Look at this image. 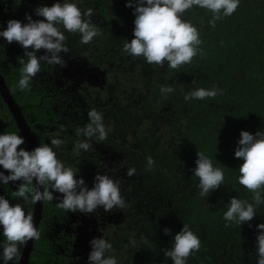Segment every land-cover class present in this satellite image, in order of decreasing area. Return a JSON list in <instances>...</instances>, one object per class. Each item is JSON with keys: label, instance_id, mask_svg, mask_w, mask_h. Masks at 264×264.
<instances>
[{"label": "flooded vegetation", "instance_id": "1", "mask_svg": "<svg viewBox=\"0 0 264 264\" xmlns=\"http://www.w3.org/2000/svg\"><path fill=\"white\" fill-rule=\"evenodd\" d=\"M37 6L35 0H0V28L6 27L8 19L25 23V13L33 20L42 19L34 14ZM98 16L97 10H93L90 18L104 34L105 47L100 48L98 37L87 47L77 43L79 34L65 33L70 50L61 54L64 65L42 64L30 90L23 92L14 91L13 85L19 78L21 67L17 58L24 55V49L16 42L5 43L0 38V75L7 95L24 116L35 146L41 141L47 143L49 137L62 138L65 143L58 157L67 166L78 169L76 175L84 179L85 185L91 188L98 172L112 175L121 180V195L126 202L122 210L105 212L98 207L95 213L87 215L78 211L65 212L56 207L55 199L41 202L35 223L41 231V238L30 241L26 264H87L91 250L89 241L100 236L111 241L119 264H172L170 258L163 256V249L170 247L172 235L183 223H188L200 239L201 256L196 262L244 264L246 255L249 259L246 264H255L258 231L255 226L264 222V214L260 213L259 219L254 215L239 228L226 227L222 213L228 201L224 203L217 198L214 201L216 209L209 211L208 198L192 193L189 187L191 178L185 182L182 172L177 174L176 171L178 163L185 168L191 159L192 125L203 130L207 117L202 123L204 116L197 115L198 111L194 110V114L184 112L180 103L172 107L164 105L165 98H161L159 88L165 85L164 80L173 81L166 74V63L163 67L149 65L142 58L124 53L123 44L133 34L131 8L116 9L115 17H109L108 28L101 27ZM42 53L43 49L37 55ZM114 54L118 57L116 63L112 59ZM124 60L128 61L122 72L118 68ZM136 66L141 75L139 81L132 80ZM174 85L179 94L185 95L180 86ZM169 97L170 94L168 100ZM148 102L153 108L163 107L159 110V117L145 116L142 110ZM184 105L190 107L185 100ZM91 108L103 114L108 136L103 142L92 141V148L77 156L73 153L78 139L75 129L87 122L86 114ZM0 112L5 117L0 120V132L15 131L21 135L1 91ZM216 124L218 140L219 135L224 136V119L218 118ZM61 125L65 126L63 133L59 132ZM206 134L201 142L208 141ZM18 147L27 150L25 143ZM146 156H151L155 162L151 170L145 169ZM184 157V161L180 159ZM127 167H135L136 175L126 176ZM19 183L0 186V195L9 199L10 205L20 202L8 196ZM243 193L240 196H244ZM27 211L33 214L34 205H28ZM245 226L251 228L252 236L244 234L242 228ZM165 227L169 229L167 235L162 231ZM211 252H216L214 261L209 258ZM194 257L188 258V264H192Z\"/></svg>", "mask_w": 264, "mask_h": 264}, {"label": "clouds", "instance_id": "2", "mask_svg": "<svg viewBox=\"0 0 264 264\" xmlns=\"http://www.w3.org/2000/svg\"><path fill=\"white\" fill-rule=\"evenodd\" d=\"M82 0H53L51 5H40L34 14L42 19L33 20L25 13V23L8 19L6 27L0 28V38L5 43L16 42L24 49L18 57L19 78L13 85L14 91L30 90L31 82L41 71L42 64L64 65L62 53L69 52L65 33L79 34L80 43L87 45L100 35L98 26L90 18L93 9L82 8ZM240 0H125V7H131L134 20L132 38L123 44V51L133 58H142L146 64L169 69L192 62L193 57L202 54L199 30L184 19L186 11L195 8L210 13L207 23L214 27L222 17L231 16ZM30 49V50H29ZM43 53L37 55L39 50ZM25 56L27 59H25ZM174 91L171 85H161V98H167ZM221 94L216 87H196L184 95V100H206ZM87 122L75 129L78 138L74 145V155L88 152L92 141L103 142L108 132L103 114L96 108L87 112ZM4 113L0 112V120ZM61 125L59 132L63 133ZM25 143L24 137L15 131L0 132V186L9 183L17 185L9 197L19 200L10 205L9 199L0 195V264H19L22 248L28 241L41 238V231L34 226L33 214L27 211L28 205L38 202H53L65 212H80L85 215L95 213L98 207L105 212L124 209L125 199L121 195V180L106 173H97L91 188L85 185L82 177L58 157L65 143L62 138L53 136L48 142L41 141L31 150L18 147ZM234 158H239L236 182L251 194V200L230 197L225 203L222 218L226 227H240L252 220L257 209L264 205V131L250 133L241 130L234 149ZM213 155L196 151L195 167L192 176L198 180V195L206 198L212 190L225 184L221 167L213 163ZM145 169L151 170L154 160L145 157ZM5 170L7 174H5ZM126 176L136 175L135 167L126 168ZM54 194H62L55 195ZM251 226V225H249ZM255 264H264V222L256 224ZM167 235L169 229L163 228ZM91 250L87 264H119L113 254V245L104 236L89 241ZM201 247L199 237L188 223L172 235L170 247L163 249V256L172 264H188V258Z\"/></svg>", "mask_w": 264, "mask_h": 264}, {"label": "trees", "instance_id": "3", "mask_svg": "<svg viewBox=\"0 0 264 264\" xmlns=\"http://www.w3.org/2000/svg\"><path fill=\"white\" fill-rule=\"evenodd\" d=\"M35 2L39 6L42 4L51 5L53 0H35ZM80 7L97 10L101 27L108 28L109 17H115L116 9L125 8V0H82ZM209 16L210 13L206 10L194 7L186 11L183 18L198 28L202 46L203 44H215L218 48V45L225 44L223 41L225 37L236 36L229 43V46H231L230 52L225 55L229 57L230 61V69L227 70L229 76L220 79V75L211 76L205 72L201 75L200 72H195L198 61L194 57L189 64L181 65L177 69L168 68L166 74L169 78H173L174 82L176 81L175 86L177 87L179 86L178 82L186 78L195 84L196 81L199 83L207 82L210 88L216 87L221 90V94L217 95L219 98L216 99L215 97L210 99V101H215V103L223 106V109H218L216 114L224 119L225 134L224 136L219 135L220 139H214V142H212V135L208 133V141L201 142L202 140H200L198 145L201 146L200 149L205 151L206 154L213 155L214 165L221 167L224 171L225 184L220 185L219 192L217 189L218 199H222V202L225 203L229 200V195L231 194V197L236 196L251 200V194L248 191H243L244 196H240L242 186L236 182L237 168L241 162L237 163L236 167L228 168L221 165L218 156L223 145L229 146L231 144V136L234 134V132L228 133L231 129L229 126L231 120L237 119L241 130H246L250 133H254L258 129L264 131V0H240L236 11L231 16L222 17L216 21L214 27H210L207 23ZM68 34L76 35L73 33ZM78 39L79 37L76 39L77 43H80V39ZM98 41L100 48L103 49L105 47L104 34L100 33ZM222 54L221 51L217 50L215 56L219 57ZM112 59L116 63L118 61L117 54H114ZM127 61H123L122 66L118 68L119 71L124 72L127 67ZM138 72L139 68L136 66L133 78L130 75L132 80H140L141 75ZM197 115L201 116L199 112ZM206 117L211 121L212 114L206 113ZM215 126L217 128V124ZM196 134L197 131H194L192 135L195 136ZM235 147L236 145H234V149ZM198 148L195 147L194 149ZM182 149V151L185 150L184 147ZM180 159L184 161L186 158ZM195 159L196 154L191 153V159L184 166L185 168H181L183 164L178 163L177 174H180L179 169L186 172L194 168ZM193 184L191 182V186ZM215 207L217 206L215 205ZM261 207L262 210L256 214L258 219L262 216L260 213L264 214V205L259 208Z\"/></svg>", "mask_w": 264, "mask_h": 264}, {"label": "rangeland", "instance_id": "4", "mask_svg": "<svg viewBox=\"0 0 264 264\" xmlns=\"http://www.w3.org/2000/svg\"><path fill=\"white\" fill-rule=\"evenodd\" d=\"M32 7V6H30ZM32 10V8L30 9ZM232 38H236V36H228L225 37L223 39L224 41V45H218L217 46L214 45H208V44H203L200 45V48L202 49V54L198 55L196 57H194L197 61H198V66L196 65V69L195 72H200V74L202 75L204 72L207 74H210L211 76H215V75H220V79L226 78L227 76H229V74H227V70L230 69V61H229V57L225 56L228 55V53L230 52L231 46H229L230 41L232 42L233 39ZM217 48V49H216ZM216 49V50H215ZM219 50L221 51L223 54L220 55L219 57H216V51ZM165 84L171 85L173 87V84L176 82H169V81H165ZM181 84H179L180 88L183 90V92H188L189 90H192L193 88L196 87H204V88H210L207 82H202L199 83L198 81H196V84L193 83L192 81L188 80V79H182ZM234 82V81H233ZM175 86V85H174ZM174 91L172 93H170V97L169 100L168 98L164 99L162 102L164 103V105H166L167 107H172L174 106L175 103H180L181 108L183 109L184 112H189L191 111L194 114V110L198 111L201 116L203 117L202 119V123L204 122V119L206 118V113H211L212 114V119L211 121L208 120L207 118V123L206 125L203 126L204 130H206V132H204V130H197V128L195 127V125H192L193 127V131H197V134L195 136H193L190 140L191 142V149H192V153L196 154V151H202L200 148L201 146L198 145L199 144V140L200 138L203 137L204 134H206V136H209V134L212 135V142H214L213 140L216 139V132H217V128H216V122L217 119L220 118L218 117V115L216 114V111L222 110L223 106L219 105L217 103H215V101H210V99H206V100H189L186 101V103H188L190 105L183 106L184 103V95L179 94V90H177L176 88H174ZM215 98V97H214ZM213 98V99H214ZM219 98V96H216V99ZM223 104V103H222ZM153 104L151 105L150 102H148L147 107L143 108V112L145 114L146 117H150V116H154L156 115L157 117H159V110L162 109L163 107H152ZM215 122V123H214ZM230 130H229V134L231 132H234V134L231 136V144L229 146H224L221 151H219V162L221 163L222 166H226V167H236L237 163L242 162L239 158H234L233 152H234V145H236L237 140L239 138V133L241 131V127L239 125V121L236 120H231L230 121ZM209 133V134H208ZM224 134H225V128H224ZM195 147H199L198 149H194ZM194 150V151H193ZM231 163H233L231 165ZM195 164V163H194ZM179 173L182 172V177L183 180L185 182H195L193 184V186H191V183L189 185V187L191 188V192L197 194L198 193V188H197V183L198 180L196 177L192 176L191 170H187L186 172H184L183 170L179 169L178 170ZM191 178V180H190ZM222 186V185H221ZM220 187V186H219ZM219 187L212 190L211 193L207 196L208 198V205L207 208L209 211H212L213 209H215V200L218 198V192H219ZM218 189V192H217ZM242 192L243 191H247L246 189H243V187H241ZM257 210L261 211V208H258ZM242 231L244 232L245 235L248 236H252V231L251 228L249 226H245L242 228ZM201 252L197 251L195 253V257L193 258V262L192 264H200L199 262H196V260H199ZM216 252H211V254H209V258L211 261L216 260ZM206 261V260H205ZM247 261H249L248 257L245 255L244 256V264L247 263ZM219 263V261H218ZM204 264V263H202Z\"/></svg>", "mask_w": 264, "mask_h": 264}, {"label": "water", "instance_id": "5", "mask_svg": "<svg viewBox=\"0 0 264 264\" xmlns=\"http://www.w3.org/2000/svg\"><path fill=\"white\" fill-rule=\"evenodd\" d=\"M0 91L1 94L4 96L7 104L9 111L11 112L14 121L16 123V126L20 132V134L24 137L25 140V145L27 146V150H31L33 147H35V143L32 137V134L29 130V127L24 119V116L20 112L19 106L7 95V89L6 86L4 85L3 77L0 75ZM41 210V203H37L34 205V211H33V222L34 226L35 223L39 217V212ZM30 251V241L26 243V245L23 248L22 251V258L19 262V264H26L27 259H28V254Z\"/></svg>", "mask_w": 264, "mask_h": 264}]
</instances>
